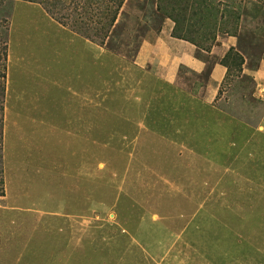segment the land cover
<instances>
[{"label":"rangeland","instance_id":"1","mask_svg":"<svg viewBox=\"0 0 264 264\" xmlns=\"http://www.w3.org/2000/svg\"><path fill=\"white\" fill-rule=\"evenodd\" d=\"M173 1L174 35L209 63L181 68L179 88L135 64L176 27L153 0H126L104 46L39 4L0 5V264H264L260 136L240 122L231 148L224 115L199 100L233 50L220 106L257 107L248 70L264 59L263 0ZM93 111L86 143L75 114Z\"/></svg>","mask_w":264,"mask_h":264},{"label":"crops","instance_id":"2","mask_svg":"<svg viewBox=\"0 0 264 264\" xmlns=\"http://www.w3.org/2000/svg\"><path fill=\"white\" fill-rule=\"evenodd\" d=\"M174 26L175 25L171 20L166 22V25H164L155 41L144 42L140 46L135 64L145 79H156L164 82L168 86L170 85L171 87L179 88L178 81L180 80V77L178 76V72L181 68H185L186 70L193 72L203 73L208 67L209 63L207 60L198 56V48L194 44L180 39L174 35ZM62 28L68 30L66 27L62 26ZM68 31L71 34L80 36L71 30ZM88 41L97 45L95 42L90 40ZM224 57L225 55L220 57L219 60L215 61V63L211 65L208 82L206 83L207 85L204 91L199 92L202 95V99L199 100L202 101L205 108H207L208 118H210V116L216 117L218 113L224 115V119L227 120L225 126L220 118V125L224 133L234 131L235 134L233 135L232 143L230 144L231 148L237 147V144L234 140L236 131L244 128L245 130H255L257 133L256 136H260L259 139L256 140V146H258V148H263L264 150V59L260 61L258 67L253 70H248V75L251 76L254 81L255 89L253 97L257 107H249L247 110L242 108L243 110L239 112V115H234L220 106L218 99L220 90L228 74V68L222 63ZM75 115V121L82 122L84 126L88 125L87 130L81 136V138L84 140V142L90 143L91 138H88V135L86 134L87 132H90V130L95 129V123H93L95 120V112H88V116H82V120L78 117L77 113ZM79 115L81 114L79 113ZM240 122L243 128L236 129L239 127ZM221 153L225 154L226 151H222ZM194 154L196 157L204 156L199 154L197 155V153ZM205 155L207 154L205 153ZM249 155L251 156L252 154L250 153ZM194 161L197 160L194 158ZM2 196L5 198V194ZM170 255L172 256V254ZM188 259H190V255L185 254V264H188Z\"/></svg>","mask_w":264,"mask_h":264},{"label":"trees","instance_id":"3","mask_svg":"<svg viewBox=\"0 0 264 264\" xmlns=\"http://www.w3.org/2000/svg\"><path fill=\"white\" fill-rule=\"evenodd\" d=\"M20 1L41 5L42 8H44L51 18L59 25L68 28L72 32L92 42H95L99 46H104L111 36V33H113L119 13L126 2V0H69V2L64 0ZM144 1L149 2V0ZM153 1L156 3V10L158 14L166 13L165 18H170L176 22V27L173 32L179 34V22L175 20L173 15L170 13V10L174 9V1ZM3 2H6V0H0V5L3 4ZM262 3L264 4V0ZM163 5L165 7H163ZM182 39L186 40L185 37ZM232 52L233 50L226 54L224 61L229 59ZM236 56H238V54H236ZM224 61H222V63L229 70V63Z\"/></svg>","mask_w":264,"mask_h":264}]
</instances>
